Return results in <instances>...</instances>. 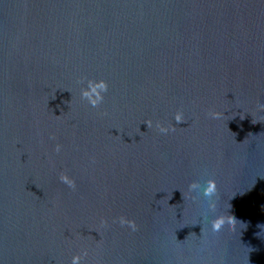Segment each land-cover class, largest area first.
Listing matches in <instances>:
<instances>
[{
  "label": "water",
  "instance_id": "obj_1",
  "mask_svg": "<svg viewBox=\"0 0 264 264\" xmlns=\"http://www.w3.org/2000/svg\"><path fill=\"white\" fill-rule=\"evenodd\" d=\"M0 264H264V0H0Z\"/></svg>",
  "mask_w": 264,
  "mask_h": 264
},
{
  "label": "clouds",
  "instance_id": "obj_2",
  "mask_svg": "<svg viewBox=\"0 0 264 264\" xmlns=\"http://www.w3.org/2000/svg\"><path fill=\"white\" fill-rule=\"evenodd\" d=\"M213 190H214V187H210L208 189V192L211 193ZM228 228H229V230H234V228H235L234 223H229L228 224ZM223 230H224L223 222L222 221L221 222H217L216 224L213 225L212 235L213 236H220L221 233L223 232Z\"/></svg>",
  "mask_w": 264,
  "mask_h": 264
}]
</instances>
